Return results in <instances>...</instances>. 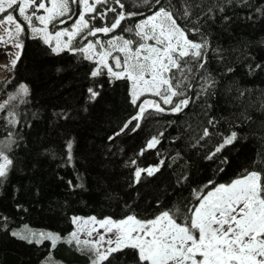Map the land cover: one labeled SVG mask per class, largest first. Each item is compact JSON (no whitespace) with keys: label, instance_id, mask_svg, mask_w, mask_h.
Masks as SVG:
<instances>
[{"label":"trees","instance_id":"16d2710c","mask_svg":"<svg viewBox=\"0 0 264 264\" xmlns=\"http://www.w3.org/2000/svg\"><path fill=\"white\" fill-rule=\"evenodd\" d=\"M121 2L126 12L148 15L155 11V0L139 7H133L136 0ZM162 3L168 6L167 0ZM171 4L182 28L199 29L189 38L207 40L206 63L189 78L192 87L186 96L191 99L182 112H166V121L160 124L157 116L146 117L136 131H132L134 121L124 132H116L133 115L124 81L105 84L95 101H88V73L95 63L78 53L54 54L25 28L20 59L11 70L15 79L33 87L32 117L28 111L20 114L15 165L6 178L17 197L3 193L1 209L24 214L28 208L27 213L48 224L63 220L57 216L62 211L149 219L173 206L186 211L196 203L194 190L206 193L212 185H204L210 180L229 183L245 169L260 170L254 161L264 160V0H171ZM185 5L191 13L187 19L183 18ZM71 7L78 15L80 6ZM113 15L93 23L110 25ZM143 16L122 22L110 34L134 38L124 28ZM75 42L74 47L84 44L79 37ZM204 77L210 85L206 90L202 89ZM233 131L237 139L208 159ZM153 136L160 143L140 155ZM69 141L71 162L66 149ZM157 165L159 171L151 176L142 173L135 182L136 167ZM12 227L0 221V264H40L49 252L67 264L90 261L85 251L63 241L53 248L49 240L37 244L14 237ZM104 264H136V259L125 249Z\"/></svg>","mask_w":264,"mask_h":264},{"label":"snow or ice","instance_id":"6c2138e0","mask_svg":"<svg viewBox=\"0 0 264 264\" xmlns=\"http://www.w3.org/2000/svg\"><path fill=\"white\" fill-rule=\"evenodd\" d=\"M150 3L151 0H136L133 7ZM167 3L166 7L162 0H155L152 4L155 11L151 15L124 28V32L134 38L114 35L107 41L99 38L93 41L88 37L113 33L121 27L122 22L144 14L138 11L126 12L121 0H0V31L9 37L5 40V35H0V45L12 43L13 37L17 41L13 45L17 51L8 53L11 59L8 64L0 65V70H11L20 59L23 43L19 42V37L24 33L25 26L17 20L18 15L27 23L32 38L41 39L52 53H78L84 59L94 62L95 67L90 73L92 78L107 75L110 83L127 80L130 86V103L136 113L124 123L120 132L128 129L134 121L136 123L132 131H136L146 114L150 116L182 112L191 99L186 96V90L192 87L189 80L192 64L203 69L206 63L209 47L207 40L202 38L197 42L189 39V34L198 33L199 29L182 28L173 15L171 0H167ZM76 4L80 6L78 15L71 7ZM112 5L118 6L119 10ZM97 6H100V10ZM40 10H43V15L38 14ZM4 13L7 14L3 15ZM109 13L114 14L110 25L105 23L100 27L95 26L93 22L96 19L105 21ZM190 15L185 5L183 18L187 19ZM73 16L76 18L70 28L56 30L54 34L49 31V24H67ZM64 17L67 18L61 19ZM33 18L42 27L34 26ZM64 37L67 39H63ZM77 37H81L82 41L87 40V43L74 47L73 41ZM110 59L112 63H109ZM256 67L259 68L260 65ZM203 79L205 84L202 89L206 90L210 85L207 77ZM29 92V86L21 83L15 95L0 103V111L16 96H27ZM87 92L90 102L95 101L99 95L92 87ZM141 97L145 98L141 100ZM8 115L13 117L8 120L9 124L18 123L14 118L15 113L9 112ZM208 135L209 132L205 129L203 136ZM236 139L237 133L231 132L223 138V142L208 159H212ZM13 143L15 141L11 133L7 141H0V183L7 178L13 164L6 154ZM159 143L158 137L153 136L139 154L143 155ZM72 148L73 144L69 141L66 145L69 162L72 160ZM132 163L135 164V161ZM255 164H260V170L255 167L251 171L245 169L241 175L226 184H216L210 180L204 185V188L212 185L206 193L203 189L194 190L196 203L187 207L184 212L173 206L149 219H141L135 214L121 219L72 217L76 230L63 238L52 232L37 233L27 226L21 231H12L11 235L28 243L39 244L46 239L53 248L60 241L70 245L74 243L78 251L86 250L93 254L90 264H104L113 254L122 253L125 249L133 253L136 264H264V160L254 161ZM157 171L159 165L146 169L136 167L135 182L140 181L142 173L151 176ZM85 230L88 238L81 239L80 233ZM25 232L28 234L25 235ZM93 233L98 234L97 238L92 239Z\"/></svg>","mask_w":264,"mask_h":264},{"label":"rangeland","instance_id":"374dc122","mask_svg":"<svg viewBox=\"0 0 264 264\" xmlns=\"http://www.w3.org/2000/svg\"><path fill=\"white\" fill-rule=\"evenodd\" d=\"M37 2H39V0H37ZM30 13H31V9H29V14ZM6 14L7 13H4L3 15H6ZM38 14L43 15L44 14L43 10H40V12ZM151 14L152 13H150L148 15H151ZM69 15H71V13H69ZM145 16H147V15H144L140 19H143ZM16 18L22 25L25 26V28L26 27L28 28V32L31 34L30 28L27 26V23L18 15ZM66 18L67 17H64L61 19H66ZM75 18L76 17L73 16V19L68 20L67 24H59L58 22H54L53 24H49V26H48L49 31L54 34V32L56 30L63 29L65 27L70 28V26L74 22ZM86 19H87V17H86ZM33 25L36 27H42V25L39 23V21H37L35 18H33ZM0 35H5V40L9 39V37L6 34H4L2 31H0ZM114 35H118V34L104 35L101 33V34H98L97 37H91L88 39L95 41V39L99 38L101 41H107L108 39H110ZM79 38L81 39V37H79ZM63 39L66 40L67 37H64ZM76 39L78 40V37ZM126 39H128V38H126ZM75 40L73 41V45L76 43ZM15 42H17L16 38L13 37L12 43L7 44L6 46L0 45V65L8 64L10 59H11V57L9 56L8 53L17 51V49L13 46ZM19 42H22L21 35L19 37ZM83 42H84V44H86L87 40H83ZM54 44H55V42L53 41V46H54ZM97 50L99 51L100 49L98 48ZM116 54L117 53H113V55H116ZM109 63H112L111 59L109 60ZM196 67H197L196 64L193 63L192 64V73L190 74L189 78L192 76ZM91 71L88 73V82H89L88 88L92 87L94 90L101 93L105 87V84L106 85L108 84L111 86L115 82L114 81V82L110 83L109 77L107 75H101V76H98L96 78H92L90 76ZM122 81H124L125 85H126V96H127L126 99H127L128 104H129V107L131 109V113L133 115H135L136 109L130 103L129 82L127 80H122ZM21 83H25L29 86V88H30L29 95H27V96H16V99L11 100L6 105V107L2 111H0V141H7L9 134L11 133L12 139L16 142V138L21 134V130H19V128L17 127L19 125V122H20V119H19L20 114L21 115L23 113L27 114V111H28L29 116L32 117V113L29 110H30V107H32V101H33V87H32L30 82L18 81V79L14 78L12 70H9L7 68L0 70V103L7 101L10 96L15 95L17 93L19 85ZM88 95L89 94H88L87 89H86V95H85L86 99H87ZM144 98L145 97H141V100ZM148 98H155V97H148ZM162 106H164V105H162ZM164 107H170V106H164ZM9 112L15 113L14 118L18 121L17 124L12 125V124L8 123V120L13 118V117H9V115H8ZM165 114L166 113L153 114L150 116L146 114V117H152L153 118L154 116H157V118L160 119V121L158 122L160 124V123H162V122L164 123L166 121L165 116H164ZM133 115H131V116H133ZM23 118L25 120H27L24 116L21 117V119H23ZM155 118H154V121L157 122V120H155ZM120 127L116 130V132L118 130L120 131ZM14 144L15 143H13L11 145L10 150H6V154L13 161L12 167H13V165H15V163H14L15 162L14 149H13ZM11 192H12L13 196L17 197V191L13 190V188H11V185H9V183H8V181H6V179H3V182L0 183V197H2L3 193L9 194ZM26 211L29 212V209L27 208ZM27 212H25L24 214L23 213L18 214V213H13V211H5V210L1 209V207H0V221L13 225L11 231H21L22 229H24L25 226H27L29 229H31L37 233H39V232H52V233L59 234L63 238V237L69 236V234L71 232L76 230V225L73 224L72 217H82L84 219H87L88 217L95 216L98 220L105 218V217H98V216L93 215V214H81V213H74V212L66 213L65 211H62V212L57 213V216L62 217L63 220H61L55 224H48V223L41 222L39 218L34 217ZM106 217H108V216H106ZM64 219H66V220H64ZM113 219H115V218H113ZM100 231L102 232L103 229H101ZM24 234L27 235L28 233L25 232ZM97 236H98L97 233H93L92 239L97 238ZM80 238L81 239L88 238L86 235V230L84 232L80 233ZM71 245L76 248L74 243ZM104 247H106V245ZM85 252L89 255L90 258H94L93 254L91 252H88L86 250H85ZM40 264H67V263L63 262L60 258L55 257L52 252H49L42 259ZM71 264H81V263L75 262V263H71ZM88 264H90V261Z\"/></svg>","mask_w":264,"mask_h":264}]
</instances>
